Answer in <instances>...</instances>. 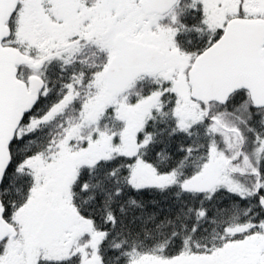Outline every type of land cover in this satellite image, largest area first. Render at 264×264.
Segmentation results:
<instances>
[{"label":"snow or ice","instance_id":"1","mask_svg":"<svg viewBox=\"0 0 264 264\" xmlns=\"http://www.w3.org/2000/svg\"><path fill=\"white\" fill-rule=\"evenodd\" d=\"M0 264H264V0H0Z\"/></svg>","mask_w":264,"mask_h":264}]
</instances>
